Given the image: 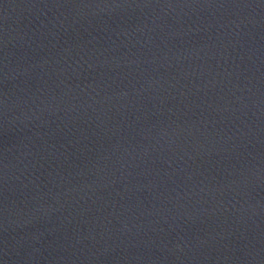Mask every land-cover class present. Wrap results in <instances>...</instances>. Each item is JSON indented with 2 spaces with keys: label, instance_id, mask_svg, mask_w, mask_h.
Segmentation results:
<instances>
[{
  "label": "water",
  "instance_id": "1",
  "mask_svg": "<svg viewBox=\"0 0 264 264\" xmlns=\"http://www.w3.org/2000/svg\"><path fill=\"white\" fill-rule=\"evenodd\" d=\"M0 264H264V13L0 0Z\"/></svg>",
  "mask_w": 264,
  "mask_h": 264
}]
</instances>
